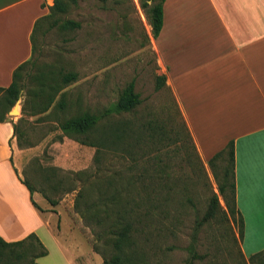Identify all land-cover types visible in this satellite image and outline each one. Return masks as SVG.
Returning <instances> with one entry per match:
<instances>
[{
  "label": "rangeland",
  "instance_id": "rangeland-1",
  "mask_svg": "<svg viewBox=\"0 0 264 264\" xmlns=\"http://www.w3.org/2000/svg\"><path fill=\"white\" fill-rule=\"evenodd\" d=\"M65 1L66 13L40 24L36 63L24 69L22 96L8 118L23 119L25 151L14 163L35 187L36 204L67 247L70 264H103L113 255L104 240H96L102 227L81 214L110 176L129 195H160L155 223H148L137 239V251L147 264H241L237 229L221 219L203 223L210 199L218 193L214 170L221 176L222 163L212 170L201 158L172 91L160 87L152 27L140 1ZM49 3L53 6L54 0ZM68 20L81 27L63 31L61 25ZM58 73L78 75L64 89L66 107L55 106L59 95L52 112L31 116L30 94ZM131 83L141 104L130 112H117L116 105ZM16 106L18 115L13 113ZM86 112L100 118L91 134L73 137L60 129L63 121ZM108 126L123 130L122 139L116 133L110 147L76 140L89 138L98 144ZM82 188H87L88 199L78 205ZM220 203L225 208L221 197ZM43 239L51 256L40 264H66L54 243Z\"/></svg>",
  "mask_w": 264,
  "mask_h": 264
},
{
  "label": "crops",
  "instance_id": "crops-1",
  "mask_svg": "<svg viewBox=\"0 0 264 264\" xmlns=\"http://www.w3.org/2000/svg\"><path fill=\"white\" fill-rule=\"evenodd\" d=\"M51 7L49 0H0V87L31 59L35 24ZM154 52L201 158L208 162L234 142L241 248L247 258L264 251V0H166ZM17 122H0V237L16 243L35 234L48 257L45 236L70 264L14 163L25 151Z\"/></svg>",
  "mask_w": 264,
  "mask_h": 264
},
{
  "label": "trees",
  "instance_id": "trees-1",
  "mask_svg": "<svg viewBox=\"0 0 264 264\" xmlns=\"http://www.w3.org/2000/svg\"><path fill=\"white\" fill-rule=\"evenodd\" d=\"M107 2L110 0H100ZM115 1V0H111ZM141 7L146 11L150 25L152 27V35L155 40L158 39L164 25V4L166 0H139ZM75 2V0H74ZM69 6L65 0H54V5L50 8V14L40 18L34 27L32 33V57L30 60L19 66L13 74L12 84L7 88L0 87V122H6L11 109L20 100L23 92L21 83L22 73L28 65H34L35 54L37 53L36 36L40 24L47 18L57 13H66ZM81 27L79 22L68 20L61 25L63 31L77 30ZM78 78L76 73H58L52 74V82H42L40 89L30 94L33 108L31 116L52 112V108L57 102L60 95V101L56 103V107L64 109L66 107L64 89ZM160 87L166 86V77H158ZM141 104L140 95L135 91V84L131 83L127 86L121 95L117 105V112H130ZM25 108L23 107V114ZM107 113L106 116H109ZM99 117L89 112L82 113L60 124V129L68 136L76 137V135H89L97 127ZM22 118L14 124V136L17 139L18 146L22 148L21 140L23 131L20 129ZM121 128L118 130L108 126L104 131L102 138L98 144L88 142V139L79 140L84 145L92 147L103 146L110 147L114 143V137L122 139ZM99 149L97 150V155ZM97 160V159H96ZM222 163L221 176L214 170L216 163ZM209 166L214 170V176L217 181L218 193H214L210 199L209 206L203 218L204 222L221 219L223 222L230 224L231 228H236L235 244L238 253L242 259L241 264H264V251L252 255L249 259L243 253L241 242L244 238L245 222L244 218L237 207L236 201V180H235V150L234 142H230L228 146L214 155L209 161ZM114 176L108 177L104 190H100L95 200L87 205L85 211L81 214L83 218L92 220L96 227L101 231L96 232V240H104L105 246L111 248L113 255L105 258L103 264H147L142 255L137 251V239L144 235V230L148 223H155V218L159 215L160 195L155 193L129 195L124 188L115 185ZM50 181V180H48ZM23 183L33 195L36 193L35 187L27 180ZM155 184V183H154ZM116 186V187H115ZM52 188V186H50ZM56 189V188H55ZM87 188H82L78 196V205L88 199L86 194ZM73 191V189H69ZM220 197L223 199L225 208L221 206ZM34 206L40 211L37 204L33 201ZM146 204L149 208L146 209ZM48 251L42 244L37 235L32 234L25 240L8 243L0 237V264H38L37 259L46 257ZM188 264H192L190 261Z\"/></svg>",
  "mask_w": 264,
  "mask_h": 264
},
{
  "label": "bare ground",
  "instance_id": "bare-ground-1",
  "mask_svg": "<svg viewBox=\"0 0 264 264\" xmlns=\"http://www.w3.org/2000/svg\"><path fill=\"white\" fill-rule=\"evenodd\" d=\"M17 107H18V106H16V107L13 109V111H14L13 113H15V114L18 115L19 111H18Z\"/></svg>",
  "mask_w": 264,
  "mask_h": 264
}]
</instances>
